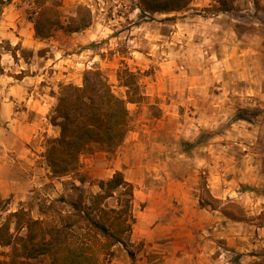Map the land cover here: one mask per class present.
Wrapping results in <instances>:
<instances>
[{
	"label": "rangeland",
	"instance_id": "obj_1",
	"mask_svg": "<svg viewBox=\"0 0 264 264\" xmlns=\"http://www.w3.org/2000/svg\"><path fill=\"white\" fill-rule=\"evenodd\" d=\"M4 1L0 0V181L8 179L16 191L0 198L1 223L19 209L13 196L18 187L23 188L29 171L18 165V160H24L16 155L12 133L28 131L27 122H37L38 118L35 139H23L45 157L47 139L54 137L50 117L61 87L69 83L81 85L86 71L99 69L108 77L114 92L125 97L126 89L120 86L117 72L127 66L138 72L146 95L137 110L131 107L130 131L139 129L137 122L144 116L145 105L150 109V119L155 117L161 122L154 125L161 124L160 128L145 133L139 149L146 155L133 158L145 169L139 177L143 178L142 185L137 186H150V171L156 165L172 170L175 177L190 179L196 200L193 214L197 215L192 248L197 251L200 245L206 264H251L264 259L261 0H235L230 12L220 11L215 0H194L180 12L154 15L143 14L137 8L138 0H61L64 19L83 4L92 10L93 23L82 32L58 30L46 40L35 36L30 20L35 9L32 0ZM203 48L212 50L214 56H198ZM23 49L27 56H23ZM16 115L24 125L17 121L12 125ZM162 123L169 128L162 127ZM122 150L117 148L106 156L117 157ZM101 152L95 145L82 154L78 171L44 186L48 194L31 189L35 193L30 212L39 209L43 220L53 224L60 222L62 215L75 211L76 206L90 205L98 193L92 185L100 180L86 174L85 158L101 156ZM38 161L47 167L46 159L40 157ZM136 192L139 197L140 191ZM117 197H121L119 192L106 201V207H117ZM201 199L213 208L201 206ZM138 202L136 212L132 202V229L137 227L138 211L146 206ZM223 210L236 217L230 219L232 246L227 240L213 237L216 222L227 221ZM132 232L128 236L129 248L140 254L152 243L138 239L131 242ZM157 242L164 244L167 240ZM2 249L0 255L10 257L11 246ZM110 255H102L101 264H107ZM32 263L49 264V258L42 256Z\"/></svg>",
	"mask_w": 264,
	"mask_h": 264
},
{
	"label": "trees",
	"instance_id": "obj_2",
	"mask_svg": "<svg viewBox=\"0 0 264 264\" xmlns=\"http://www.w3.org/2000/svg\"><path fill=\"white\" fill-rule=\"evenodd\" d=\"M32 1L35 9L30 20L40 40L51 38L58 30L82 32L93 23L94 16L87 5H77L75 13L64 19L61 0ZM193 1L138 0L137 8L145 15L171 14L186 9ZM215 1L220 11L230 12L235 8V0ZM22 53L27 56L26 50ZM13 56L17 58V53L13 52ZM117 79L126 89L125 97L114 92L108 77L99 69L86 71L81 85L69 83L61 87L50 117L59 135L47 139L44 154L52 177L60 178L78 171L81 155L95 145L112 154L124 143L132 121L128 104L144 103L146 95L141 90L138 72L129 67L119 68ZM98 185L100 192L93 196L90 205L76 206L75 211L62 215L58 223L49 224L34 218L24 207L10 212L6 220L0 222V246H11L12 251L9 260H0V264H33L32 260L42 256L49 258V264H101V256L110 255L115 245L129 247L128 236L134 223V186L119 170L111 178L100 180ZM118 192L121 197H117V207H106L105 202ZM200 204L213 208L203 199ZM223 213L236 219L226 210ZM129 253L135 257L133 251ZM251 264H264V259Z\"/></svg>",
	"mask_w": 264,
	"mask_h": 264
},
{
	"label": "crops",
	"instance_id": "obj_3",
	"mask_svg": "<svg viewBox=\"0 0 264 264\" xmlns=\"http://www.w3.org/2000/svg\"><path fill=\"white\" fill-rule=\"evenodd\" d=\"M261 3L264 5V0H261ZM200 53L197 55L210 58L214 56V52L207 50V48H203ZM132 106L133 110H137L139 104H128L131 115L133 114L131 111ZM142 108L144 116L137 122L139 129L129 132L124 143L119 147L124 149L121 151V154L109 159L106 156L107 153L103 151L101 152V156L90 155L85 158L86 167L84 171L89 176H93V178L107 180L118 170L124 173L125 179L132 183L135 189L133 199L135 212L137 203H139L138 201L146 203L144 209L138 211V220L137 224H135L137 227L132 229L131 242H135L138 239L151 242L152 244L146 245L140 254L134 252L129 247L117 244L113 247L107 264H206L207 258L201 252L200 245H198L197 251L192 248L194 238L197 236V215L193 214L196 211V200H194L192 195L193 189L189 182L190 179L175 177L172 170L156 165L150 171V176L153 178L150 186L141 188L137 186L138 184L142 185L141 181H143V178L139 177L141 172H145V169L139 167L141 166L140 161L137 163L133 161V158L139 159V157L146 155L139 149L143 138L146 136L145 133L151 134L154 129H158L161 126V124H157V127H154L156 121L161 122L155 117L150 119V109L147 105ZM16 116V118H12V125L16 121L20 122L21 126L24 125V121H21L18 115ZM36 121L27 122L25 126H27L28 131L17 130V133H12L14 146L17 145L15 148L17 149L16 155L18 158L24 160V162L18 160V165H24L29 168L27 180H24L23 188L18 187V191L13 197L19 208L24 207L27 210H30L32 207V194L41 191H45L43 194H48L46 192L48 187L44 188V186L55 179L52 177L50 166L47 164V167H42V161H38V158L41 157L45 160V157L39 156L35 151V145L32 144L29 147L23 139L25 138L29 142L35 139L39 133V130L36 128L39 125L38 118ZM162 124V127L169 128L168 125ZM50 125L53 127V136H58L59 129L52 124ZM48 136H50V133ZM130 147L132 150H130ZM133 147L135 148L133 149ZM83 158L82 156V161ZM27 163L30 165H27ZM0 182L2 184L0 189L1 199L10 196L9 192L16 191L11 187L8 179L2 178ZM92 187L100 192L98 184H93ZM34 188L38 189L34 192L31 190ZM137 190L140 191L139 197L136 192ZM31 215L34 218L44 219V214L39 209L37 212L32 209ZM230 219L225 216V220H227L225 223L216 222L213 237L215 239L227 240V243L232 246L234 238L233 226ZM161 239H166L167 242L164 244L158 243L157 241ZM2 248L3 246H0V250ZM6 251L8 252L9 249H6ZM129 251L134 252V258L131 257ZM9 258L0 255V260L8 261ZM241 262V264H245L244 261Z\"/></svg>",
	"mask_w": 264,
	"mask_h": 264
}]
</instances>
